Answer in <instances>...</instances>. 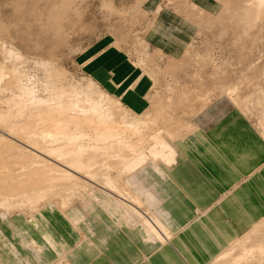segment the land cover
Here are the masks:
<instances>
[{
  "label": "rangeland",
  "instance_id": "1",
  "mask_svg": "<svg viewBox=\"0 0 264 264\" xmlns=\"http://www.w3.org/2000/svg\"><path fill=\"white\" fill-rule=\"evenodd\" d=\"M63 1L65 2V0H0V64L2 63L9 68L17 66L20 71L24 72L28 83L34 85H41L47 80L46 65L48 69H59L64 73L65 82H74L82 87L93 82L94 88L101 89L102 92L109 95L111 101L108 106L110 105L117 111V122L128 121V123L137 126H143L142 123L154 122V126L151 123V125L148 124L149 128L144 126L141 130L146 133V136L151 137L156 132L155 130L152 131L150 127L153 129L160 127L157 133L162 136L159 134L158 136L171 144L174 158H179L185 152L186 156L178 161V166L171 172L177 171L179 167L182 168L178 172V178L192 199L184 193L182 187L169 180L165 173L167 166H169L166 163L167 157L163 160H151L133 174H122V178H126L127 184L132 185V181H134L132 187H128L131 190H128L126 194L128 196L130 194L137 195H132L125 201L122 199V195L120 196L116 185L106 184L100 178L105 172L109 173V170L105 169L104 171L102 168H96V163L89 167L84 166L81 169L82 174L79 175L80 180L74 181L72 176L77 169H72L67 173L57 175L47 185V187L51 185L52 188L51 191L47 192L52 193H48L45 200L38 198L39 200H34L36 203L33 200L29 201L33 206L27 204V206L29 205L27 207L24 206L28 201L26 196L23 197L24 200L22 196L19 197L20 195H13L12 199L16 203L9 205V207H0V237L2 238L0 239V251L3 252L2 255L0 252V264L6 262L13 264L14 259L9 257L10 255L6 252L14 254L20 248L34 252L31 259L25 256L22 264H28L25 259L45 264V259L48 258L44 252L45 249L54 253L51 260L60 254L63 256V253L65 258L67 252L72 248L67 242L42 232L43 242L39 244L41 249L36 248L32 246L33 238L24 231L22 224L14 223L21 219L27 224L28 220L26 219L29 218L36 224L38 221L34 220V216H39L42 219L45 215L60 214V217L63 215L68 219L69 227L73 231L76 229L79 231L80 228L83 230L84 227L88 233L87 236L92 237L94 236V229L89 226L85 228L82 222L84 223L89 219V214H94L96 218L102 220L101 223L108 231H123L130 228L128 230L136 231L144 238L145 230L138 223L140 219L135 216L138 214L133 207V205L144 204L168 225L170 236L177 241L178 234L184 229L190 228L183 227L184 224L175 225L178 216L183 214L186 209L183 203H191L194 197L191 193L193 191H190L192 187L188 184H201V181L204 182L202 184H207L210 189L209 194L202 196V198H214L213 196L217 195L215 205L219 207L218 201L229 193L223 189L230 184L229 180L232 174L234 177L239 159H241L239 153H247V147L258 152L253 145L259 142L261 134L264 139V16L257 20L254 18L256 20L253 21L254 23L252 20L249 21L255 27L248 23L249 27L246 28H249V31L246 30L245 34L243 29L245 25L240 26L241 22H239L240 8L244 6L241 3L242 0H219L220 4L214 0H206L204 5L206 11L203 12L195 10L191 0H158V5L157 0H66L65 3ZM152 4L157 9L146 8ZM162 7L176 10L194 26V33L191 38H189L190 36H187L188 38L183 35L180 36L183 41L191 40L192 43L188 47L180 49L170 47L174 54L158 48L146 36V30L156 11ZM237 7L239 8L237 9ZM59 16L63 27L61 33H56L52 29V23ZM242 26L244 27L241 29ZM152 30L151 27L150 33ZM93 42H98L97 46L107 45L122 52L130 66H134L148 80L145 99L147 103L145 108L147 109L144 108L142 113L128 112L124 107L128 105L123 102L121 97L105 89L89 73L86 62L83 60V51ZM101 42L106 44L100 45ZM214 66L216 69L218 66V69L215 70ZM233 87L235 88L233 89ZM1 95L2 98H7L9 93L6 92ZM168 103L172 104H170L168 111L171 110L170 112L177 116L176 119L171 117L174 120L170 118L167 120L169 116L167 112L164 113L167 117H164L163 113V117L155 116V110L163 109V112ZM223 103L237 110L236 112H239L250 126L258 131L259 136L257 142L254 141L251 143L252 145L249 144L247 147L241 148L232 154L228 161L222 157L221 139H218L216 146L210 143L206 136L207 134L210 135L208 127H205L206 134L200 133V138H198L197 133L194 134L198 128H202L201 123H204L205 126L212 122L211 113L213 111L221 112ZM208 104L211 105L208 107H213L209 111L205 108ZM0 107L4 108L5 106L0 102ZM201 113L200 117L199 114ZM2 115L3 113H0V119ZM179 117L182 120H179ZM206 117L208 122H205ZM218 123L220 124V122ZM118 126L121 127L122 125L119 124ZM167 131L170 133L165 135ZM132 140L135 141L134 138H126L125 141L132 143ZM99 142H103L105 145L108 142L115 143L117 140L107 137ZM258 157H262L259 160L261 165L264 155ZM190 165H195L197 168L207 167V169L209 165L217 173L227 171L228 177L220 175L216 185L209 182V178L193 182L187 178L190 173ZM4 170L1 169L0 173L4 174ZM130 175L131 179L129 180L127 177L130 178ZM137 182L141 184L139 183V185ZM150 184L157 193L150 188ZM164 189H169V191ZM122 191L124 190L122 189L120 192ZM129 192L132 193L129 194ZM14 198L18 201L23 200L24 205L21 201L18 202L21 206H17V201ZM262 203L260 201V204ZM171 204L175 205L174 211L167 208L170 209ZM117 209L121 211V214H127L133 218L131 225H118L113 220L110 213H119ZM207 212V209L194 207L193 217L187 221L200 218ZM245 212L248 213V210L245 209ZM239 221L238 213L233 211V213H226L219 225H215L214 234L218 233V235L226 238L218 243L214 240L217 248L204 245L206 259L202 261V264H233V258L238 256L243 248L264 244V205H262L258 217L253 221L245 219L242 220V223ZM226 223L230 226V230L231 228L234 230L233 236L229 233ZM257 224L259 226L256 227ZM2 225L11 227V236H6V238L3 235ZM82 238L90 241L87 237ZM49 240L54 245L49 244ZM175 240L171 241L173 245L157 240H145V242L150 243L148 261L145 263L150 261L149 257L154 252L160 251L164 261L168 264H181L179 258V256L182 257L181 253L187 258L186 264H189L187 254L178 248ZM76 241L78 239H74L73 243L77 244ZM222 254L225 255L218 260ZM176 259H179L181 263ZM65 261L70 264L67 258L57 264H67ZM244 264L257 263L255 260L254 262L246 260ZM259 264H264V262H259Z\"/></svg>",
  "mask_w": 264,
  "mask_h": 264
},
{
  "label": "crops",
  "instance_id": "2",
  "mask_svg": "<svg viewBox=\"0 0 264 264\" xmlns=\"http://www.w3.org/2000/svg\"><path fill=\"white\" fill-rule=\"evenodd\" d=\"M214 1L220 4L219 0ZM191 2L194 4V8L197 11L203 12L206 9L204 6L206 0H191ZM156 3L158 5V0ZM155 7L156 6L152 4L146 8L155 10L157 9ZM151 27L153 30L150 33ZM193 33L194 26L184 16L178 14L176 10L169 9L168 7H162L160 10L156 11L152 22L146 30V36L148 39L158 48L164 49L170 54H174V51L170 47L178 49L188 47L192 43L191 40L183 41L180 36H190L189 38H191ZM97 43L98 42H93L83 51V60L86 62V67L89 73L101 86L121 97L123 102L128 105L127 107L134 114L142 113L147 104L145 99L148 80H146L134 66H130L122 52L108 47L105 45L106 43H100V45L104 44L105 46H97ZM210 104L205 107L208 111L213 108L208 107L211 106ZM222 107L223 109L221 112L218 113L217 111H213L211 113L210 116L212 117V122L210 124L204 126V123H201L202 128H198V131H195L194 134L197 133L198 138H200V133L203 135L204 133L206 134L205 127H208L210 135L207 134L206 136L209 138L210 143L216 146L218 139H221L222 157L225 161H228L229 157L238 152L241 148L247 147L254 141L257 142L259 136L258 131L252 128L246 119L239 112H236L237 110L224 103ZM146 109L147 108H145V110ZM207 120L205 122L209 121ZM218 122H220V124ZM253 147L256 148L258 152L253 148L249 149L247 147V153H239V158L241 159H239L234 177L233 174L232 176L230 174V184L226 185L223 189L224 191H229V193L218 201L219 207H216L215 205L217 203L215 199L217 195H214V198H202V196L209 194L210 189L207 184H202L204 183L202 181L201 184H188L192 187L190 188V191H193L191 193L194 197L191 203H183L186 209H183L184 213L178 216V222L176 221L175 225H178V223L184 224L183 227H190L191 229L186 228L184 231H181L177 236V241L170 236L168 225H166L156 214L154 215L160 227H157L158 229L155 228L158 225H155L152 230L148 227L146 228L143 223L138 221L145 230L146 235L144 238L141 237L138 232L128 230L130 228L123 231H108L101 223L102 220L96 218L94 214H89V219L84 223L82 222L85 228L89 226L94 229V236L92 237L87 236L88 233L84 230V227L83 230L80 228L79 231L77 229L73 231L69 227L68 219L63 217V215L60 217V214L52 216L45 215L42 219L39 216H34V220L38 221L36 224H34L33 221H30L32 219L29 218L26 219L28 220L27 224L21 219L18 221L16 220L14 223L18 222L22 224L24 231L34 239H32V242H34L32 246L36 248L41 249L39 244H42L43 242L41 237L42 232L48 233L55 239L67 242L68 245L72 247L66 254V258L70 264H146L145 261H148L150 251V243L145 242L147 239L167 242L170 245H173L171 241L175 240L176 244H178V248L183 253L187 254L190 262L189 264H202V261L206 259L204 245H210L213 246V248H217L214 240L218 243L221 242L223 238H226L225 236L218 235V233L214 234V231L216 230L215 225H219L220 220L225 217L226 213H233V211H236L240 223H242L243 219L253 221L258 217L261 207L264 205V159L262 161L263 163L260 165L259 160L262 157H258L264 155V139L262 134L259 142L253 145ZM183 156H186L185 152H183L177 159L173 156L170 163L171 165L167 166L168 168L165 173L171 182L182 187L184 193L192 199L178 178V172H180L182 168L179 167L177 171L171 172L172 169L178 166V161L183 158ZM250 166L252 167L249 168ZM151 170H154V168H151ZM220 175H226V177H228L227 171L217 173L209 165L208 169L207 167L197 168L195 165H192L187 178L193 182H197V180L200 181L203 178H209V182H213L214 185H216L217 179ZM240 179L241 181L239 182ZM150 188L152 190L154 189L151 184ZM154 190L156 191V189ZM167 191H169V189ZM155 193H157V191ZM260 201L263 203L260 204ZM139 206H143V204L136 205L135 207ZM173 207H175V205L171 204L170 209L169 207L167 208L170 211H174ZM194 207L197 209H207L208 212L200 218L197 217L187 221L193 217ZM119 209H117L119 213L111 212L110 216H112L113 220L117 222L118 225H131L133 218L127 216V214H121ZM245 209L248 210V213L245 212ZM135 216L141 219L140 215ZM12 220H14V218H12ZM226 227L229 233L233 236L234 230L232 228L230 230V226L227 223ZM235 229L238 230L236 227ZM1 230L5 237L11 236V227L2 225ZM82 237H87L90 241H87ZM0 239L2 238L0 237ZM74 239H78V241H76L77 244L73 243ZM48 243L54 245L50 240ZM0 252L2 255L3 252ZM44 252L48 257L45 259V264H49L59 257L58 255L57 258L51 260L54 253L48 249H45ZM6 254L14 259L13 264H22L25 256L31 259L34 252L26 248H20L14 254L9 252H6ZM181 255L183 258L179 256L180 261L186 264L187 258H185L182 253ZM149 260L152 263L149 261L147 264H168L164 261L160 251L154 252L149 257ZM176 260L180 262L179 259ZM25 261L26 263L28 262V264H39L37 261H30L28 259H25ZM4 264L10 263L6 262Z\"/></svg>",
  "mask_w": 264,
  "mask_h": 264
},
{
  "label": "bare ground",
  "instance_id": "3",
  "mask_svg": "<svg viewBox=\"0 0 264 264\" xmlns=\"http://www.w3.org/2000/svg\"><path fill=\"white\" fill-rule=\"evenodd\" d=\"M65 2L67 1L65 0ZM241 3L244 6L240 8L239 22H241L240 26L245 25L240 28L244 27L246 34L249 31V28H246L249 27L248 23L251 25L249 21L253 22L254 18L257 20L264 16V0H242ZM54 20L52 29L56 33H61L63 23L60 16ZM244 31L241 30L242 33ZM248 34L250 35V33ZM216 67L218 69V66ZM46 68L47 80L41 85H34L28 83L24 72L20 71L17 66L9 68L0 64V102L5 106L4 108L0 107V113H3L0 119V172L1 169H5L4 174L0 173V207H9L16 203L12 199L13 195H20L19 197L22 196V199L24 196L27 197L26 205L23 204V200H17L19 197L14 198L17 201V206H21L19 204L21 201H23L22 205L27 206V204H32L29 201H37L38 198L45 200L47 194L52 193L47 192L52 190L51 185L48 187L47 185L57 175L77 169L72 176V180L77 181L80 180L81 169L95 163L97 164L96 168H102L104 171L105 169L109 170V173L105 172L100 178L106 184L116 185L120 196L122 195L121 197L125 201L126 198L135 194H130L133 191L129 192L130 196L126 194L129 190L128 187H132L134 181H132V185L127 184L126 178H122L123 173L133 174L149 161L163 160L166 157V163L171 165L172 146L158 136L157 132L160 127H154V129L150 127L156 133L151 137L147 135L149 136L147 137L141 128L144 126L149 128L148 124L151 125L152 122L142 123L143 126H137L128 123V121L117 122V111L110 105L108 106L111 101L109 95L102 92L101 89L94 88L93 82L86 85L87 87H82L74 82L68 83L64 81V73L61 70L51 67L48 69L47 65ZM217 69L215 68V70ZM6 92L9 93V96L2 98L1 94ZM170 104L165 105L163 112V109L155 110V116L167 117L164 114L167 112L169 114L167 120L168 118L176 119L177 116H174L175 114L173 115L171 110L168 111ZM124 107L128 112L133 113L128 107ZM194 109L192 110L194 111ZM125 113L127 112L125 111ZM199 115L201 117L202 113ZM181 118L179 120H182ZM179 122L178 124H180ZM119 124L122 126H118ZM152 124L154 126L155 123ZM166 133L170 132H165V135H167ZM107 137L114 138L117 142L112 144L108 142L105 145L103 142H99ZM126 138H134L135 141L132 140L133 142L130 143L125 141ZM167 151L169 152L166 153ZM127 179L130 180L131 175ZM132 179L134 180V178ZM71 183L74 184V182ZM139 183L137 182V184ZM122 189L124 191L120 192ZM133 207L140 215L139 222L143 223L146 228L152 229L155 225H158L155 228H160L151 208L149 210L144 204L139 207L133 205ZM257 226L259 225L257 224ZM224 255L222 254L218 260ZM65 258L64 253L63 256L60 254L56 260L49 264H57ZM246 260L251 262L255 260L257 264L264 262V244L243 248V251L233 258V264H244Z\"/></svg>",
  "mask_w": 264,
  "mask_h": 264
}]
</instances>
